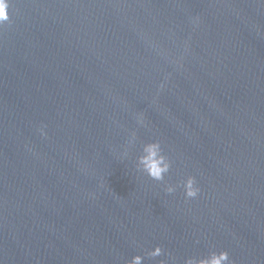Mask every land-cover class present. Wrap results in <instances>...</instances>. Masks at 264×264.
Here are the masks:
<instances>
[{"label": "water", "instance_id": "1", "mask_svg": "<svg viewBox=\"0 0 264 264\" xmlns=\"http://www.w3.org/2000/svg\"><path fill=\"white\" fill-rule=\"evenodd\" d=\"M8 14L0 264L219 250L264 264V0H9ZM154 140L162 180L139 160Z\"/></svg>", "mask_w": 264, "mask_h": 264}, {"label": "clouds", "instance_id": "2", "mask_svg": "<svg viewBox=\"0 0 264 264\" xmlns=\"http://www.w3.org/2000/svg\"><path fill=\"white\" fill-rule=\"evenodd\" d=\"M9 0H0V25L9 19L8 14ZM43 135V128L40 129ZM134 134V133H133ZM143 155L139 157L140 163L144 172L153 180H162L164 174L168 171V163L164 154L161 151L159 141H150L145 144L143 149ZM184 195L186 198H194L199 192V187L196 184L193 176L187 177L183 185ZM167 193L174 192V189L169 186L165 190ZM162 254V249L159 245L154 246L147 251L146 255L150 257H157ZM143 257L140 254L131 256L130 259L125 260V264H142ZM157 264H165L164 260L157 261ZM183 264H233L229 258V254L225 250L212 251L205 256L186 257Z\"/></svg>", "mask_w": 264, "mask_h": 264}]
</instances>
